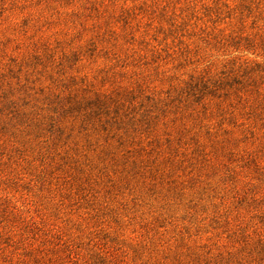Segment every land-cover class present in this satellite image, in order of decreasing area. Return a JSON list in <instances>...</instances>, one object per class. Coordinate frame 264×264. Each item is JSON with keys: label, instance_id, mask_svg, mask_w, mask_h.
<instances>
[{"label": "rangeland", "instance_id": "374dc122", "mask_svg": "<svg viewBox=\"0 0 264 264\" xmlns=\"http://www.w3.org/2000/svg\"><path fill=\"white\" fill-rule=\"evenodd\" d=\"M0 264H264V0H0Z\"/></svg>", "mask_w": 264, "mask_h": 264}]
</instances>
